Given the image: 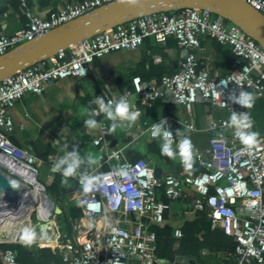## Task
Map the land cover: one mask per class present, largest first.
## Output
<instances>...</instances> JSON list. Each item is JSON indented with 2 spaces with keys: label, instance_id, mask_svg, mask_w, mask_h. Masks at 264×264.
Here are the masks:
<instances>
[{
  "label": "built area",
  "instance_id": "2783aa9c",
  "mask_svg": "<svg viewBox=\"0 0 264 264\" xmlns=\"http://www.w3.org/2000/svg\"><path fill=\"white\" fill-rule=\"evenodd\" d=\"M112 1L115 0H66L62 8L45 18L27 10V21L20 29L10 35L0 30V55ZM245 1L264 15V0ZM21 3L25 6V0ZM202 36L230 49L235 59L229 73L221 74L209 63L200 62L197 51ZM149 38L160 45L173 38L181 51L179 68L158 80L133 76L121 97L127 100L135 97L145 105L157 101L179 105L202 102L224 110L228 116L208 127L211 133L208 145L192 148V160L202 170L157 176L150 161H131L123 147L110 149L103 145L105 130L101 128L98 135L88 136L94 145L103 146V164L107 168L96 175L77 176L82 216L78 223L74 221L72 238L58 226H53V232L50 226L47 230L40 228V223L49 224L51 215L40 219L36 206L29 212V219L38 224L37 229H32L37 233L35 242L6 241L7 229L26 221V212L20 204L25 194L36 186L46 194L38 179L41 160L30 148H19L9 138L13 130L10 108L25 94L40 95L52 81L85 76L95 59L110 52L138 48ZM249 90L264 97V49L237 25L198 9L151 14L117 25L0 81V171L15 187L0 195V245L49 246L59 251L63 264H178L179 256L173 261L157 257L156 233L150 229L152 225L163 224L165 212L177 201L184 204L185 214L204 213L211 230L218 228L233 239L235 264H264V139L258 137L251 146L244 145L235 136L236 128L230 126L234 111L248 112L246 107L230 101L229 96ZM164 120L165 129L172 133L171 148L178 147L174 118L164 117L160 121ZM158 122L152 123L147 131L150 138L163 144L161 136L152 135ZM184 126L193 129L191 124ZM119 169L127 174H118ZM82 177L92 181L87 191ZM33 214L37 215L36 220ZM82 218L88 221L87 225ZM182 236L181 229L173 230L176 246ZM0 264H19L15 252L0 248Z\"/></svg>",
  "mask_w": 264,
  "mask_h": 264
},
{
  "label": "crops",
  "instance_id": "0c3cea01",
  "mask_svg": "<svg viewBox=\"0 0 264 264\" xmlns=\"http://www.w3.org/2000/svg\"><path fill=\"white\" fill-rule=\"evenodd\" d=\"M65 1L25 0L23 6L21 0H0V30L10 35L26 23L27 10L45 18L50 12L62 8ZM197 56L201 63H209L212 69L218 70L221 74H227L232 70L235 59L228 47L208 36L200 38ZM149 59L162 66L163 73L160 76L150 73ZM180 61L181 51L173 38H169L165 45L157 44L149 38L138 48L110 52L95 59L85 76L52 81L40 95L25 94L10 108L13 130L9 138L19 148H30L35 157L41 160L38 179L44 185L45 192L47 187L55 186L51 194L46 192L53 201H58L67 208L80 207L77 176L86 173L96 175L107 168V165L103 164L105 153L103 146L94 145L88 136L98 135L101 128L105 130L101 142L103 145L110 149L123 147L126 157L131 161L136 159L150 161L160 177L168 173L182 175L192 172L181 162L178 147L172 148L173 152L176 151L178 154L176 159L162 155L161 142L150 138L147 129L152 123L164 117H172L175 136L179 142L187 137L192 148H204L211 136L208 130L210 124L228 116L222 109L202 102L179 105L157 101L145 105L133 97L128 101L140 113L135 121H116L113 130L111 128L113 122L100 114L94 117L97 121L96 127L88 128L84 125V121L89 118L90 110L97 107L93 102L96 96L102 95L106 101L118 100L124 90L130 87L133 76H140L147 81L158 80L162 75L174 73L179 68ZM248 93L254 96L252 107L247 108L253 125L246 131L256 132L258 134L256 138L264 139V97L256 96L252 90ZM184 123L193 125V129L185 127ZM73 146H77L80 156L85 161L92 156L96 162L91 165L85 162L76 176L64 178L61 172L54 170L53 165L66 151H71ZM49 156H54V159L49 161ZM112 165L115 166V163ZM184 207L182 202H172L170 209L165 212L167 222L174 225L184 219H196V213L185 214ZM53 226L60 228V223L54 222ZM177 247L174 246L175 249ZM203 250L206 253V250ZM223 256L221 254L216 257V264H224ZM186 260L187 263L184 264H189L190 259ZM194 263H197L196 260Z\"/></svg>",
  "mask_w": 264,
  "mask_h": 264
},
{
  "label": "water",
  "instance_id": "95a60500",
  "mask_svg": "<svg viewBox=\"0 0 264 264\" xmlns=\"http://www.w3.org/2000/svg\"><path fill=\"white\" fill-rule=\"evenodd\" d=\"M185 9L208 11L237 25L264 49V15L245 0H115L67 21L30 41L23 42L0 55V81L40 64L70 46L90 39L103 31L134 19L158 13ZM150 73L160 76L162 66L149 59ZM14 182L0 171V195L14 190ZM51 213L60 215L61 208L47 195ZM39 227L47 230V222ZM8 241V240H6ZM189 264H195L190 259Z\"/></svg>",
  "mask_w": 264,
  "mask_h": 264
},
{
  "label": "trees",
  "instance_id": "16d2710c",
  "mask_svg": "<svg viewBox=\"0 0 264 264\" xmlns=\"http://www.w3.org/2000/svg\"><path fill=\"white\" fill-rule=\"evenodd\" d=\"M172 13L179 14L180 11ZM189 169L194 173L202 170V168L193 160ZM54 188L55 186L47 187L46 192L51 194L52 191H54ZM163 199L168 202L166 197L163 196ZM58 204L62 210V221L60 224L61 231L63 234L72 238L75 234L73 228L74 220L79 219L82 216L81 209L79 206L67 208L62 206L60 202H58ZM30 211L31 210L27 209L25 212L29 213ZM196 215V219H184L179 224L171 225L167 222V215L165 214L164 222L161 226L152 225L150 227V229L156 233L157 257L162 260L173 261L176 256H179L180 260L178 264H184V262L187 261V258L196 260L198 264H216V257L222 254L224 255V264H235L233 256V239L225 235L222 230L218 228L211 230L204 213H196ZM83 223L87 225L88 221L83 219ZM17 225L21 228L24 227L25 224L18 222ZM37 227L38 225H35V229H37ZM175 228L181 229L183 233L182 238L178 241V247L176 249L174 248L176 240L173 238V230ZM9 229H7V231ZM17 231H19V229L12 230L13 233H16ZM23 232L26 233V231ZM35 240L32 239L31 242L28 243H34ZM29 246L31 245L10 243L1 244L0 248L12 249L16 254L19 264H63L58 250H52L49 246H34L33 248ZM203 249L206 250L205 254L201 253V250Z\"/></svg>",
  "mask_w": 264,
  "mask_h": 264
},
{
  "label": "clouds",
  "instance_id": "9594fccd",
  "mask_svg": "<svg viewBox=\"0 0 264 264\" xmlns=\"http://www.w3.org/2000/svg\"><path fill=\"white\" fill-rule=\"evenodd\" d=\"M130 2H135V0H130ZM229 100L239 104L242 107L251 108L254 103V96L251 93L246 91H240L238 95L229 96ZM96 108H92L89 112V118L84 121L85 127L93 128L97 126V121L94 117L97 115L103 114L107 120L112 121L111 128L114 130L116 127V121H135L140 113L134 109V105L130 104L129 101L121 97L118 100H105L101 96H96L93 101ZM224 105L222 104L221 107ZM166 120L159 121L156 125L153 126L152 135L153 137L161 136L164 140V143L161 147V154L166 155L170 158H174L175 154L170 145L171 132L165 129L164 124ZM253 122L248 113L238 114L233 112L230 117V126L236 128L235 136L239 138L242 144L251 146L257 137L256 132L245 131L246 129L252 128ZM179 135V132H177ZM192 144L189 138H183L179 145V158L185 167L190 168L192 165ZM87 162L88 165L94 164L96 161L92 156L87 158L85 161L82 158L77 150V146H73L71 151H66L65 154L59 158L53 165L55 171L61 172L64 178L74 177L77 175L78 170L81 165ZM118 174L126 175L127 173L123 169L117 170ZM85 185V190H88V186L92 183L87 177H82ZM34 231L32 229H26L25 239L28 242L34 238Z\"/></svg>",
  "mask_w": 264,
  "mask_h": 264
},
{
  "label": "bare ground",
  "instance_id": "6f19581e",
  "mask_svg": "<svg viewBox=\"0 0 264 264\" xmlns=\"http://www.w3.org/2000/svg\"><path fill=\"white\" fill-rule=\"evenodd\" d=\"M35 194L38 196L40 202L38 200H34L32 198ZM27 200H31V201L27 202ZM28 203L32 204V209L30 211V214H31V212H33L34 208L37 206L36 210H37L38 217L40 219H43V218L46 219L49 215H51L50 201L47 199L46 196H44V194H43V192L39 186H36L35 189H32L29 193L27 192L25 194L24 199L20 203L21 208L23 209L24 212L26 211V209L29 206ZM30 214L25 213V217L27 219V222H24V224H25L24 226H25V228L27 226V229H29V227H30L29 224H36L37 225V223H34L32 220L29 219ZM23 228L24 227H22V229ZM34 234H35V232H34Z\"/></svg>",
  "mask_w": 264,
  "mask_h": 264
},
{
  "label": "rangeland",
  "instance_id": "374dc122",
  "mask_svg": "<svg viewBox=\"0 0 264 264\" xmlns=\"http://www.w3.org/2000/svg\"><path fill=\"white\" fill-rule=\"evenodd\" d=\"M174 154H175V156H174V158L173 159H176L177 158V156H178V154H177V152L175 151L174 152ZM34 200H38V201H40L39 200V198H38V196L35 194L33 197H32ZM29 201H31V200H27V202H29ZM55 202V204H57L58 206H60L59 204H58V202H56V201H54ZM29 204V206H28V210H31L32 209V204H30V203H28ZM26 209V210H27ZM82 215V214H81ZM53 217V218H52ZM61 217H62V214L61 215H55L54 213H52L51 214V216H50V220H49V226H50V231H52L53 232V221L54 222H56V223H60L61 224V221H62V219H61ZM34 220H36L37 219V215L36 214H33V217H32ZM81 218V217H80ZM79 218V219H80ZM79 219H77V220H79ZM25 222H27V219H26V221ZM35 225L36 224H29V229H35ZM15 227H13V229L12 228H10L8 231H7V233H6V240H8V241H20V242H22V243H24V242H27L28 243V241L25 239V235H26V233L25 232H23V231H26V229H27V226H26V228H25V226H24V228L22 229V228H19L18 227V225L16 224V225H14ZM14 229H19V231H17L16 233H13L12 232V230H14ZM23 230V231H22ZM59 230L61 231V226H60V228H59ZM15 232V231H14ZM62 232V231H61ZM36 234V233H35ZM35 237H37V235H34V240L36 239ZM29 247H34L33 245H31V246H29Z\"/></svg>",
  "mask_w": 264,
  "mask_h": 264
}]
</instances>
